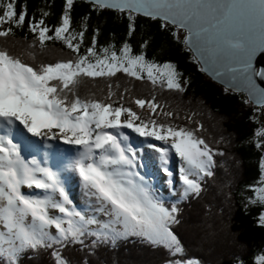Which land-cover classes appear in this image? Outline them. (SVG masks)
I'll return each instance as SVG.
<instances>
[{"label": "snow or ice", "instance_id": "1", "mask_svg": "<svg viewBox=\"0 0 264 264\" xmlns=\"http://www.w3.org/2000/svg\"><path fill=\"white\" fill-rule=\"evenodd\" d=\"M19 0H0V38L14 35V28H22L28 17L26 5L17 11ZM75 0H65L60 26L49 28L43 18L30 19L29 31L43 50L47 41H62L77 59L33 66L21 57L0 47V264H20L21 257L32 250L53 249L55 264H69L59 248L69 243L84 244L86 237H95L93 244L111 243L138 238L153 246L168 249L173 256H182L184 247L172 225L179 223V209H170L154 197L145 186L144 178L135 171L137 149L133 148L122 129H131L141 137L162 141L167 147L148 143L147 147L159 153L167 165L174 150L182 161L180 179L183 182L182 199L199 196L205 177L215 175V156L224 152L210 147L197 133L203 130L158 122V114L173 117L164 111L155 97L148 101L135 99L140 109L151 110L147 119L124 104L114 106L117 95L108 84L105 100L82 99L76 94L80 77H114L123 72L138 80L146 74L153 86L183 92L181 74L172 63L158 64L142 52L133 54L127 41L119 52L115 46L97 50V29L84 55H80L86 23L81 30L71 29V10ZM96 10L111 9L127 13L129 38L135 31L136 15L153 20L160 19L188 32L185 44L191 47L205 33H210V43L217 54L227 56L233 63L229 71L249 85V95L264 108V67L259 66V56H264V0H88ZM48 13L44 12L43 16ZM5 25H8L5 27ZM53 32L52 35H49ZM35 41L29 45L36 46ZM75 41V43H74ZM148 42L142 45L147 48ZM28 55L35 60L34 52ZM255 63V66H254ZM202 71H207L202 68ZM217 76L220 73H216ZM259 78L261 87H257ZM118 88L119 85H116ZM227 90V89H226ZM128 89H124L127 93ZM71 95L72 99H69ZM123 99V95L120 97ZM111 101V102H106ZM248 103L249 101H245ZM160 112L157 113V110ZM194 115V114H193ZM122 117H126L122 120ZM188 119H191L190 117ZM139 121V123H137ZM22 126L24 133L45 142L61 140L78 146L79 158L73 168L83 187L99 204L98 212L108 219L101 221L76 211L60 176L39 161L26 160L21 154V144L15 142L14 131ZM264 137V128L256 132ZM122 138V139H121ZM97 152L99 154H97ZM261 179L252 186V205L264 207V160L261 161ZM164 171L171 176L167 167ZM36 189L42 195L27 194L22 189ZM57 196L59 199H57ZM50 210H58L54 216ZM264 227V211L258 217ZM95 225L92 229L90 226ZM55 229L53 234L52 229ZM172 264H200L199 260L177 259ZM242 264V262H241ZM255 264H264V254L255 258Z\"/></svg>", "mask_w": 264, "mask_h": 264}, {"label": "trees", "instance_id": "2", "mask_svg": "<svg viewBox=\"0 0 264 264\" xmlns=\"http://www.w3.org/2000/svg\"><path fill=\"white\" fill-rule=\"evenodd\" d=\"M22 5H26L28 13L23 27L14 28V35L0 38V47L33 66L77 59V54L62 41H47L41 50L28 28L32 17L37 21L43 18L53 30L60 26L65 0H19L16 4L18 12ZM44 12L48 15L42 17ZM71 19V29L76 31L81 30L85 23L87 25L80 55H84L91 46L98 29V51L115 46L119 52L127 41L133 54L143 52L150 61L175 65L185 88L183 92L169 90L166 86H153L145 77L138 80L120 72L114 77L81 76L75 89L77 95L82 99L105 100L111 83L112 90L117 93L112 98L116 101L114 106L122 103L144 119L149 118L151 110L147 111V106L140 109L133 101H150L155 97L164 111L175 114L173 117L158 114L155 117L158 122L191 129L202 124L203 130L197 134L210 147L225 155L214 157L217 162L213 169L215 175L205 177L200 195L182 199L176 206L179 223L171 227L184 247L182 256H173L168 249L135 237L117 241L115 246L110 242L93 244L95 237H86L82 245L69 243L66 247H55L60 249L69 264H172L177 259L199 260L200 264H255V258L264 254V227L258 224L261 206L248 203L253 196L248 189L260 177V157L254 141L253 107L245 102L248 101L246 96L226 90L210 80L185 47V38L179 36L180 30L171 25L164 27L160 20L136 15L135 31L129 38L127 13L96 10L84 0H75ZM34 41L36 46L30 48ZM145 41L148 42L147 48L142 47ZM29 52L35 53V60L28 55ZM124 89H128L127 93ZM69 99H72L71 95ZM159 112L160 109L157 110ZM172 204L167 202L165 205L170 208ZM52 251L29 250L21 257L20 264H55Z\"/></svg>", "mask_w": 264, "mask_h": 264}, {"label": "rangeland", "instance_id": "3", "mask_svg": "<svg viewBox=\"0 0 264 264\" xmlns=\"http://www.w3.org/2000/svg\"><path fill=\"white\" fill-rule=\"evenodd\" d=\"M179 36L181 39L186 37L183 31H179ZM144 77L147 79L146 74ZM146 110L149 111L150 109L146 108ZM124 118L126 117H122V120ZM20 131H23L22 126L18 131H14L13 135L15 142L21 144V154L26 160L35 159L39 161L42 167H49L59 174L61 183L72 201V205H69V207L74 206L76 211L84 213L87 217H95L101 221H106L108 218L97 211L99 204L95 197L88 195V190L83 187L79 175L77 177L78 173L73 168L74 159H77V154L80 151L79 147L65 144L61 140H48L45 142L27 133L21 136ZM122 131L129 136L128 143L133 144L132 147L137 149L138 162L135 171L139 172L140 176L144 178L145 186L165 207H167L165 205L167 202H173L171 207L174 204L177 206L183 192V182L180 179V166L182 163L180 158L175 155L173 150L168 164L164 165L159 158V153L149 149L147 144L154 143L161 147H167V145L151 137H141L131 129H122ZM61 149L64 150L61 151ZM97 154L99 153L97 152ZM165 167L172 173L171 176L164 171ZM22 190L27 194L42 195L40 190L27 188ZM248 190L252 192L251 189ZM57 199H59L58 196ZM50 214L54 216L61 215L58 210H50ZM90 227L92 229L96 228L95 225ZM52 232L55 234L54 228Z\"/></svg>", "mask_w": 264, "mask_h": 264}, {"label": "water", "instance_id": "4", "mask_svg": "<svg viewBox=\"0 0 264 264\" xmlns=\"http://www.w3.org/2000/svg\"><path fill=\"white\" fill-rule=\"evenodd\" d=\"M86 3L91 4L88 2V0H84ZM92 5V4H91ZM113 12H117L115 10L106 9ZM145 18L144 15H137ZM151 19V18H149ZM160 20V19H155ZM161 21V20H160ZM173 26L174 28L183 31L185 33V40L188 37V32L184 28H179L175 25L169 24ZM185 47L192 53L194 58L196 59L198 65L200 68H206L207 71H202L210 80H212L215 84H218L222 86L223 88L236 93V94H242L246 96L249 103L257 108H260L255 102L252 97L249 95V85H247L242 78H240L238 75L234 76L233 73L229 71V66L233 62L227 58V56L223 54H217L214 51V44L210 43V33H205L199 42L193 43L191 47L185 44ZM259 66L264 67V56H259ZM255 66V63H254ZM216 73H220L219 76L216 75ZM256 85L257 87H261L259 78H256Z\"/></svg>", "mask_w": 264, "mask_h": 264}, {"label": "flooded vegetation", "instance_id": "5", "mask_svg": "<svg viewBox=\"0 0 264 264\" xmlns=\"http://www.w3.org/2000/svg\"><path fill=\"white\" fill-rule=\"evenodd\" d=\"M252 107H253L252 113H253V118H254V121L256 124V132H257L258 129L264 128V108H257L254 106H252ZM254 141H255V144L257 146L256 133H255V140ZM259 141H260L261 146L257 147V150L259 151V157H260L259 158V165H261V161L264 160V150H263V148H264V137H259ZM261 175H262V172H261V167H260V177L255 182V184H257L260 181ZM261 211H264V207H262V206H261Z\"/></svg>", "mask_w": 264, "mask_h": 264}, {"label": "bare ground", "instance_id": "6", "mask_svg": "<svg viewBox=\"0 0 264 264\" xmlns=\"http://www.w3.org/2000/svg\"><path fill=\"white\" fill-rule=\"evenodd\" d=\"M20 129V128H19ZM129 141H127L126 143H128ZM64 149H61V151H63ZM79 158V153L77 154V159Z\"/></svg>", "mask_w": 264, "mask_h": 264}]
</instances>
